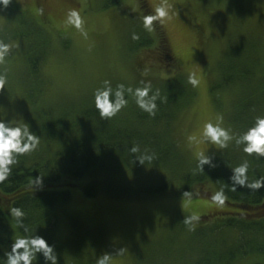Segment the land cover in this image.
<instances>
[{
	"label": "rangeland",
	"instance_id": "1",
	"mask_svg": "<svg viewBox=\"0 0 264 264\" xmlns=\"http://www.w3.org/2000/svg\"><path fill=\"white\" fill-rule=\"evenodd\" d=\"M15 1L20 6L31 7L35 14L33 4L36 3L46 17L42 23L29 22L40 30L38 34L34 32L31 39L34 50L36 47L43 52L36 66L44 85L38 86L40 82L32 83L18 77L22 70V73L25 71L26 45L12 39L19 47L13 49L7 65L0 66V72L9 76L7 89L0 94V118L5 121L23 120L33 130L30 122L35 117L41 123L56 116L70 117L73 110L66 109L67 104L83 105L92 95L93 87L104 78L112 80L113 85L123 82L139 86L137 83L142 80L157 82L181 72L187 77L195 73L199 83L191 84L193 97L177 114L172 132L176 148L194 160L186 137L198 134L205 121L215 120L219 115L224 118V126L235 130L228 119L235 97L218 73L219 63L233 48H238L239 43V48L244 50V41L249 35L256 36L260 30L264 32V0H170L178 9L177 18L165 26L156 25L152 33L142 27L145 11L140 4L143 0H120L117 4H107L104 0ZM146 2L151 12L161 0ZM10 5L14 6L13 2ZM71 7L80 8L85 15L87 37L64 26L65 14ZM16 9L19 11L21 7ZM4 11L0 10L2 34L4 27L11 31L18 24L17 18L9 20ZM13 16L17 15L13 13ZM22 25L17 26V31L24 33L27 28ZM133 32L139 34V40L131 39ZM158 34L169 49V63L159 62L156 56ZM260 34L264 44V33ZM145 37L153 42L142 44L140 40ZM255 47L264 51V46ZM145 68L149 69L147 76L143 74ZM28 90L32 92L28 94ZM44 142L41 137L38 147L49 153L58 146L57 143L54 148H46ZM220 151L210 148L208 154L215 157ZM37 155L40 157V153H28L30 159ZM161 176V171L148 167H122L110 163L106 168L87 170L75 180L68 199L53 217L59 244H65L62 255L69 256L66 258L77 264L80 257L71 254L73 247H79L84 248L83 258L92 263L97 264L98 258L107 253L112 264H135L148 249L170 244L169 236L182 229L175 222L184 211L189 214L192 210L198 214L209 211L207 207L213 203L206 198L194 197V208L189 210L184 208V197L174 191L140 194L144 186L158 182ZM66 177L62 181L75 179ZM9 221L16 239L15 221L12 217ZM262 259L260 255H250L237 264Z\"/></svg>",
	"mask_w": 264,
	"mask_h": 264
},
{
	"label": "trees",
	"instance_id": "2",
	"mask_svg": "<svg viewBox=\"0 0 264 264\" xmlns=\"http://www.w3.org/2000/svg\"><path fill=\"white\" fill-rule=\"evenodd\" d=\"M104 1L107 4H117L120 0ZM12 2L14 6L9 5L3 10L8 13L9 20L17 18L18 24L11 31L4 27L0 38L25 43V71L22 73V70L18 77H24L32 83L40 82L38 86H43L40 70L36 66L43 52L36 47L34 50L35 44L31 39V35L34 32L38 34L40 30L29 22L32 20L36 24L46 17L41 14V8L36 3L33 4L35 14L31 7L20 6L15 0ZM146 3L143 0L140 8L145 14H149L151 12ZM17 6L21 7L19 11ZM239 11L242 15V11ZM13 13L17 16L14 17ZM18 25L27 28L24 33L17 31ZM260 33H264L263 30L256 36L249 35V39L244 41V50L239 48L240 43L235 45L238 48H233L219 63L218 73L222 75L225 87L235 97L228 119L236 131L243 130L256 115H264V51L255 47L264 46ZM157 39L156 56L159 62L169 63V49L159 34ZM151 41L153 39L149 37L140 40L142 44ZM160 79L152 81L153 88L160 90L162 98L157 101L158 111L155 117L142 112L130 99L127 108L117 116L111 119L101 118L93 107L90 95L83 105L67 104L66 109L73 110L70 112V117L73 115L71 118L56 116L41 123L35 117L30 122L33 125V130L30 131L45 139L46 148H54L57 143L58 146L51 153L38 147L34 152L40 153V157L37 155L35 159H30L28 154L19 156L8 180L0 183V256L15 240L9 217L10 209L19 207L25 213L24 223L30 231L43 237L54 247L57 264H72L66 258L69 256L62 255L65 244H59L60 237L58 232L55 233L57 229L53 217L58 207L68 199L77 178L92 167L106 168L110 163L113 166L120 164L122 167L139 166L161 171L163 178L144 186L140 192L142 195L174 191L183 196L185 191H190L198 194L194 197L211 201V195L224 188L228 196L224 206L212 204L207 207L209 211L199 214L200 220L194 231H189L183 223V217L189 215L184 211L175 222L182 229L169 236L170 244L148 249L135 264H237L250 255H260L263 259L248 264H264V188L250 190L238 186L236 191H232L229 187L232 183L230 168L241 162L245 154L240 148L230 146L221 149L213 157L214 167L205 165L204 173L194 170L195 159L190 160L186 153L176 148L177 143L172 134L177 114L192 99L194 88L188 82V77L181 72ZM213 88L214 83L211 86ZM6 89H0V94ZM30 92L32 91L28 94ZM132 146H139L140 151L132 153ZM145 152L154 153V159L143 160L141 164L140 157ZM248 159L249 179L264 177V159ZM66 176L75 179L62 181ZM38 178H41V184L33 186V180ZM16 229L17 234H21L17 225ZM83 249H72L71 256L80 257L77 264H96L83 258ZM39 264H44L42 257Z\"/></svg>",
	"mask_w": 264,
	"mask_h": 264
},
{
	"label": "clouds",
	"instance_id": "3",
	"mask_svg": "<svg viewBox=\"0 0 264 264\" xmlns=\"http://www.w3.org/2000/svg\"><path fill=\"white\" fill-rule=\"evenodd\" d=\"M12 0H0V10L6 9ZM178 16V9L170 0H161L154 5L149 14L142 17V27L146 32L155 31L156 25L165 26ZM66 28L75 29L82 36L87 37L86 17L82 10L77 7H71L67 10L64 18ZM132 40H139V34L133 32ZM18 42L0 38V66L8 63L14 48H18ZM149 69H144V75L147 76ZM188 82L193 86L199 83L195 73H190ZM8 83L6 72H0V89H5ZM133 100L136 107L151 117H155L158 111V100H161L160 90L154 89L150 80H142L139 86H132L119 82L113 86L112 80L104 78L100 80L92 89V104L98 115L104 119H111L117 116L122 110L127 108L129 100ZM187 146L193 152L195 158V169L204 173V166L214 167L213 157L208 154L210 148L216 150L227 149L230 146H236L245 154V158L238 164L231 167V188L236 191L238 186L247 187L250 190H259L264 188V177L249 179V159H264V115H256L252 122L241 131L233 130L224 126V118L219 115L215 120L209 119L202 124L198 134H189L186 137ZM40 138L23 120L13 122L5 121L0 118V183L8 180L13 165L21 155L32 153L37 150ZM130 151L137 153L139 146H132ZM154 153L145 152L140 157V163L143 160L152 161ZM142 164V163H141ZM41 184V178L33 180V186ZM194 192L185 191L184 208H194ZM212 203L217 207L224 206L228 200L224 188L214 192L210 197ZM10 216L14 218L15 223L21 234L11 242L8 249L0 256V264H39L42 257L44 264H57V254L54 247L50 245L43 237L35 235L24 223L25 213L19 207L10 209ZM199 214L192 210L190 214L183 217V223L189 231H194ZM97 264H112L109 254L101 255Z\"/></svg>",
	"mask_w": 264,
	"mask_h": 264
}]
</instances>
